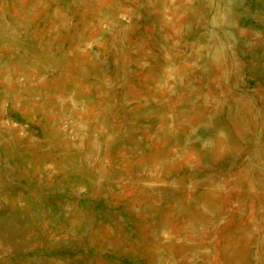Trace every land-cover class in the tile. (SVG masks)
Returning a JSON list of instances; mask_svg holds the SVG:
<instances>
[{"label": "rangeland", "instance_id": "374dc122", "mask_svg": "<svg viewBox=\"0 0 264 264\" xmlns=\"http://www.w3.org/2000/svg\"><path fill=\"white\" fill-rule=\"evenodd\" d=\"M0 264H264V0H0Z\"/></svg>", "mask_w": 264, "mask_h": 264}]
</instances>
